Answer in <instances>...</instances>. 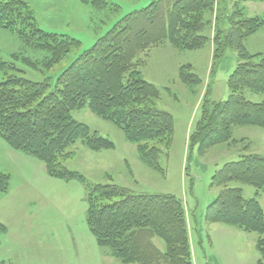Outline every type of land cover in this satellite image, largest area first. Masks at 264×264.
Wrapping results in <instances>:
<instances>
[{
	"label": "trees",
	"instance_id": "1",
	"mask_svg": "<svg viewBox=\"0 0 264 264\" xmlns=\"http://www.w3.org/2000/svg\"><path fill=\"white\" fill-rule=\"evenodd\" d=\"M79 1L90 6L92 21L102 10H119L109 0ZM231 1L151 0L115 21L54 83L51 78L36 82L16 74L0 82V137L12 149L40 160L49 176L85 185L86 222L107 257L124 264H193L186 208L174 194L138 193L116 183L91 184L68 169L64 162L72 155L70 146L78 141L94 151L115 146L76 120L72 112L88 107L114 123L136 145L141 161L164 173L159 160L171 144L174 118L158 108L160 90L142 77L140 68L152 47L168 42L180 50H194L211 42L212 72L228 48L237 50L238 60L227 80V99L205 97L189 136L190 149L197 146L204 155L217 145L238 143L233 138L235 126L264 129V100L255 102L246 95L264 94V58L256 59L244 47V40L264 26V17L243 19L240 8L229 10ZM0 28L17 32L23 51L14 58L34 69L49 70L81 46L76 38L39 28L29 0H0ZM29 50L36 55L21 56ZM191 67L182 65L179 78L195 87L200 79ZM14 68L0 58V71ZM10 181V174L0 170V198L9 192ZM241 185L252 186L254 196L245 197ZM210 186L218 192L205 220L255 233L257 264H264V209L259 201L264 192V155L248 152L226 162L214 172ZM6 232L7 226L0 221V236ZM156 239L164 243V249Z\"/></svg>",
	"mask_w": 264,
	"mask_h": 264
},
{
	"label": "rangeland",
	"instance_id": "2",
	"mask_svg": "<svg viewBox=\"0 0 264 264\" xmlns=\"http://www.w3.org/2000/svg\"><path fill=\"white\" fill-rule=\"evenodd\" d=\"M109 1L117 4L119 10H102L92 21L90 6L79 0H29L39 28L76 38L81 46L72 49L49 70L34 69L14 58L15 53L23 51L17 32L0 28V58L15 67L7 73L0 71V82L8 74H16L36 82L51 78L54 83L56 77L115 21L151 2ZM228 6L229 10L240 8L243 19L264 17V1L232 0ZM207 33L213 34L211 30ZM244 47L248 53L256 55V59L264 58V26L244 40ZM212 53L211 42L194 50H180L167 42L152 47L145 56L146 64L140 68L142 77L160 90L158 108L170 112L174 118L171 144L159 160L164 173L143 163L136 145L126 139L123 131L88 107L74 110L72 116L87 124L91 131L109 138L115 146L94 151L78 141L70 146L72 155L64 164L91 184L116 183L138 193H170L179 197L186 208L193 264H257L260 254L255 233L222 223H208L205 213L218 192L210 186L214 172L226 162L238 160L243 153L264 155V129L235 126L233 138L238 139V143L217 145L204 155H200L197 146L189 147V136L201 116L205 97L212 101L227 99V80L238 60L237 50L228 48L212 72ZM34 55V51L29 50L21 56ZM187 64L200 79L195 87L179 78V68ZM246 95L255 102L264 100V94L248 92ZM11 153H17L12 160L8 157ZM0 170L10 174L11 187L17 186L23 191L13 198V205L20 207L18 219L10 222V227L6 225L7 232L0 238V260L4 259L5 264H122L102 253L88 228L86 189L81 181L49 176L40 160L13 150L1 137ZM241 187L245 197L254 196L252 186ZM155 241L164 249L162 241Z\"/></svg>",
	"mask_w": 264,
	"mask_h": 264
},
{
	"label": "crops",
	"instance_id": "3",
	"mask_svg": "<svg viewBox=\"0 0 264 264\" xmlns=\"http://www.w3.org/2000/svg\"><path fill=\"white\" fill-rule=\"evenodd\" d=\"M245 140V139H244ZM14 150V149H13ZM16 151V150H15ZM14 152V151H13ZM254 153V152H251ZM17 153H11L10 155H8L9 159L12 160L13 156H17ZM21 194L23 193V191L19 190L17 188V186L15 187H11L10 185V190L8 193L4 194L3 196H1L0 198V221L2 223H4L5 225H7L8 227H10V222L18 219V214L19 211L18 209L20 208L18 205H13V198L15 194ZM259 201L260 204L262 206V208L264 209V192H262L259 196ZM17 214V215H16ZM186 218H187V213H186ZM188 222V221H187ZM233 227V226H232ZM235 228V227H234ZM238 229V228H236ZM240 230V229H238ZM191 235V232H190ZM1 238V236H0ZM0 247H1V240H0ZM107 257V256H106ZM3 259V258H2ZM4 261V259H3ZM124 264V263H122ZM137 264V263H136Z\"/></svg>",
	"mask_w": 264,
	"mask_h": 264
}]
</instances>
